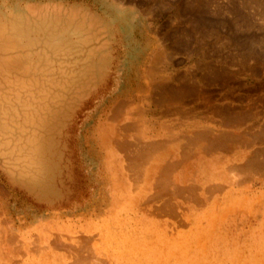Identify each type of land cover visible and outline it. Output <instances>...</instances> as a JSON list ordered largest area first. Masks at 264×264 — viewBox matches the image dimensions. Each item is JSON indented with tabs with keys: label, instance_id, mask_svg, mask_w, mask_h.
<instances>
[{
	"label": "rangeland",
	"instance_id": "1",
	"mask_svg": "<svg viewBox=\"0 0 264 264\" xmlns=\"http://www.w3.org/2000/svg\"><path fill=\"white\" fill-rule=\"evenodd\" d=\"M0 52L40 149L0 153V264H264V0H0Z\"/></svg>",
	"mask_w": 264,
	"mask_h": 264
},
{
	"label": "bare ground",
	"instance_id": "2",
	"mask_svg": "<svg viewBox=\"0 0 264 264\" xmlns=\"http://www.w3.org/2000/svg\"><path fill=\"white\" fill-rule=\"evenodd\" d=\"M20 11V10H19ZM43 13V12H42ZM61 13V12H60ZM15 14V13H14ZM56 14V13H55ZM67 14L62 16V20L54 24H48L49 26L45 31L48 33L49 39H58L63 38V33L80 34L85 28H91L92 21L83 16H77L74 14ZM30 15V14H29ZM46 15V14H45ZM51 15V14H50ZM54 15V14H53ZM24 16V15H23ZM17 18V17H15ZM48 18V16H47ZM51 20L52 18L49 17ZM61 18V17H60ZM37 19V18H36ZM32 21V20H31ZM6 22V21H5ZM48 23V21H46ZM51 22V21H50ZM53 22V21H52ZM41 22L39 20L38 26L34 29L35 31H41V34L44 31V28H41ZM11 25V24H10ZM9 26V25H8ZM16 28V27H15ZM14 28V29H15ZM10 29V28H9ZM14 29H12L14 31ZM43 29V30H41ZM88 30V29H87ZM50 31V32H49ZM93 31V30H92ZM30 30H24L21 32L23 38H28ZM90 33V32H89ZM31 34V33H30ZM43 35V34H42ZM81 37V36H80ZM16 39V38H15ZM14 39V40H15ZM59 40V39H58ZM2 41V40H1ZM41 41V40H39ZM11 42V41H10ZM20 43V42H19ZM3 47V46H2ZM6 47V46H5ZM17 47V46H16ZM13 47V48H16ZM22 47V46H21ZM11 48V47H9ZM12 49V48H11ZM20 50V49H18ZM23 51V50H22ZM26 51V49H25ZM14 52V51H13ZM1 53V52H0ZM9 53V52H8ZM22 53V52H21ZM30 53V52H29ZM42 53V52H41ZM3 55V54H2ZM5 55V54H4ZM15 55V54H14ZM19 56V55H18ZM42 56V55H41ZM4 57V56H3ZM49 57V55H48ZM28 59V58H27ZM46 59V58H45ZM40 60V59H38ZM8 62H13V65L16 66V69H11L9 72L7 66L5 65ZM40 62V61H39ZM48 62V61H47ZM20 63L19 66L17 64ZM36 63V62H35ZM2 66L0 65V153L7 154L12 158V162L17 166L19 165L21 171H29L32 167H38V162L35 160V156L40 153V149L35 147V141L32 139V133L30 132L26 137L25 131L19 127L15 126V119L8 118L12 114L19 113L21 115L22 127H31L33 124L32 111L29 110V104L34 100L33 97V80L29 77V74L34 69V66L30 65L29 60L23 58V60L13 59L9 61L8 59L2 60ZM42 64V63H41ZM47 64V63H46ZM39 65V64H38ZM37 65V68H38ZM47 67V66H46ZM44 69V68H43ZM45 71V70H44ZM13 73V80L9 79V74ZM39 72V71H38ZM36 72V73H38ZM41 72V71H40ZM7 73V75H6ZM46 73V72H45ZM14 74H23L26 77L16 78ZM48 74V73H47ZM12 75V74H11ZM42 75V74H41ZM40 76V75H39ZM47 78V77H46ZM45 78V79H46ZM42 79V78H41ZM43 80V79H42ZM40 81V80H39ZM50 82V81H49ZM39 84V83H38ZM37 84V86H38ZM45 86V85H44ZM39 87H42L39 85ZM36 89V88H35ZM38 89V88H37ZM36 89V90H37ZM44 91V90H43ZM35 93V91H34ZM39 94V93H38ZM40 96V95H39ZM38 102V101H37ZM36 102V103H37ZM36 105V104H35ZM39 105V104H38ZM33 108V107H32ZM16 117V116H15ZM41 119V118H40ZM33 129V128H32ZM27 133V132H26ZM207 133V132H206ZM196 138V137H195ZM194 138V139H195ZM22 142V143H21ZM194 144L195 141H194ZM157 149V148H156ZM4 151V152H3ZM143 152V151H142ZM151 156V155H150ZM9 163V162H8ZM12 164V165H14ZM8 165V164H7ZM40 165V164H39ZM175 166V165H174ZM44 171V170H42ZM36 172V171H35ZM47 173V172H46ZM31 174V172H30ZM21 175V174H20ZM40 176H42L40 174ZM21 177V176H20ZM162 180V179H161ZM158 181V180H157ZM162 184V183H161ZM165 184V183H164ZM169 187V186H168ZM162 191V190H161ZM197 234V233H196ZM194 236V235H193ZM143 238V237H142ZM193 238V237H192ZM189 240V239H188ZM166 241V240H165ZM193 241V240H192ZM206 242V241H205ZM189 243V242H188ZM173 244V243H171ZM148 245V244H147ZM170 245V244H168ZM150 246V245H149ZM154 246V245H153ZM195 246V245H194ZM169 247V246H168ZM191 247V246H190ZM165 248V247H164ZM156 249V248H155ZM206 249V248H205ZM189 250V249H188ZM150 251V250H149ZM148 251V252H149ZM162 252V251H161ZM178 252V251H177ZM204 252V251H203ZM150 253V252H149ZM173 253V252H172ZM170 254V253H169ZM168 255V254H166ZM148 256V255H147ZM169 256V255H168ZM260 257V256H259ZM145 258V257H143ZM154 258V257H153ZM152 258V259H153ZM179 258V257H178ZM146 259V258H145ZM157 259V258H156ZM158 259H160L158 257ZM162 259V258H161ZM185 259V258H184ZM163 260V259H162ZM181 260V259H180ZM187 261V260H186ZM192 261V260H191ZM255 261V260H252ZM162 262V261H161ZM159 262V263H161ZM169 262V261H168ZM238 262V261H237ZM256 262V261H255ZM179 263V262H178ZM185 263V262H184ZM193 263V262H192ZM84 264V263H83ZM183 264V263H182ZM187 264V263H186ZM204 264V263H203ZM254 264V263H253Z\"/></svg>",
	"mask_w": 264,
	"mask_h": 264
}]
</instances>
